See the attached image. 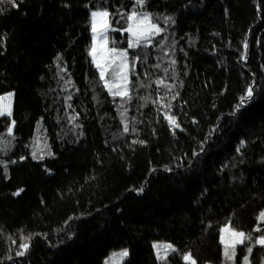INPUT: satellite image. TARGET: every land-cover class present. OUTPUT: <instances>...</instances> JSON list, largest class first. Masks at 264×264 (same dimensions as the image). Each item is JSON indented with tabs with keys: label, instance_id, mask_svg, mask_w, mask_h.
Listing matches in <instances>:
<instances>
[{
	"label": "trees",
	"instance_id": "obj_1",
	"mask_svg": "<svg viewBox=\"0 0 264 264\" xmlns=\"http://www.w3.org/2000/svg\"><path fill=\"white\" fill-rule=\"evenodd\" d=\"M15 4L0 0V95L13 92L12 115L0 116V264H104L122 248V264H165L158 242L177 249L167 264H185L187 252L198 264H233L219 238L229 221L253 235L234 264L247 247L261 264L264 0H146L141 10L166 31L130 50L140 60L123 101L89 56L90 20L107 8L112 26L126 27L119 14L134 0ZM127 38L110 33L120 47ZM249 85L252 100L233 114ZM38 147L52 155L34 159ZM23 237L30 247L17 256Z\"/></svg>",
	"mask_w": 264,
	"mask_h": 264
},
{
	"label": "snow or ice",
	"instance_id": "obj_2",
	"mask_svg": "<svg viewBox=\"0 0 264 264\" xmlns=\"http://www.w3.org/2000/svg\"><path fill=\"white\" fill-rule=\"evenodd\" d=\"M13 6H16L15 0H10ZM146 0H134V5L131 11L127 13H120L121 20L126 22V27L120 29L114 28L113 25V14L110 13L107 8H97L96 11L91 12V33H92V44L89 49V56L92 58V62L99 71V79L103 84V87L107 89L108 93L112 97H120L121 100H131V90L133 84L131 81V76L135 75L136 62L140 60L138 55L132 54L130 56V50L147 47L152 43V38L158 36L160 33L166 31L162 28L159 23L155 22L152 14L142 11ZM171 17H167L164 23L167 24L171 21ZM120 23V21H116ZM122 31L128 33V38L126 41L127 47H120L117 45L114 39H110V33ZM247 47V44H245ZM175 64V61H172ZM158 67V66H157ZM167 72V69H165ZM67 84H71V81H67ZM157 84H164L163 80H157ZM167 87V85H166ZM178 95V93H177ZM254 89L249 85L245 92L238 97V102L234 106V112H238L240 109L244 108L253 98ZM12 97L13 93H8L6 95H0V116H11L12 115ZM71 100L72 97L67 98ZM175 99V96L172 97ZM160 103H163V97H161ZM71 107V105H69ZM172 105L170 103L164 104L165 109H171ZM122 117L125 113H121ZM71 119L75 120L76 117L73 116ZM164 119H166L169 125L173 128V134H175V129L180 128V124L174 115H171L168 111L164 113ZM15 126V120H12L11 126L7 127L8 136H12L13 128ZM134 130V129H133ZM182 130V129H181ZM128 124L124 125V132H128ZM143 143V141H139ZM245 145V141H241L240 146L237 148L239 152L241 148ZM47 148V145H44ZM37 151L40 154H37ZM37 151L32 152L34 159H43L44 155H52L51 151L44 152L43 149L37 148ZM203 151V149H201ZM196 155L197 153H193ZM23 159V157H21ZM3 163V161H0ZM20 189L14 195H19ZM140 192L143 191V187L139 189ZM258 219L264 222V211H261L258 215ZM257 232L261 229L259 226L256 228ZM220 242L223 245V254L226 261H233L236 259L237 246L245 245L253 241V235L251 232L245 233L233 227L231 221L226 223L220 228ZM30 237H23V241L20 243V251H17V256H23L30 247L29 244ZM13 243H16L13 241ZM255 244L264 246V234L259 235L255 239ZM154 249H156L157 258L164 261L167 264V260L171 254L177 252V249L173 244L170 243H155L153 244ZM252 247H247L248 255L243 258V264H250L249 255L252 253ZM129 256L128 249H121L118 252H113L105 260L104 264H121ZM182 259L185 264H198L197 260L194 258L191 252L184 253Z\"/></svg>",
	"mask_w": 264,
	"mask_h": 264
},
{
	"label": "rangeland",
	"instance_id": "obj_3",
	"mask_svg": "<svg viewBox=\"0 0 264 264\" xmlns=\"http://www.w3.org/2000/svg\"><path fill=\"white\" fill-rule=\"evenodd\" d=\"M8 93H13V92H7V93H5V94H3V95H6V94H8ZM11 103H13V97H12V101H11ZM164 243H166V242H164ZM122 249H125V248H122ZM121 249H117V250H113V251H111L107 256H106V258H105V260L111 255V253H113V252H118V251H120ZM156 250V249H155ZM245 255H248V253H246ZM244 255V256H245ZM244 256L242 257V259H241V262L239 263V264H243V258H244ZM249 261H250V264H251V257H250V255H249ZM105 262V261H104ZM123 263V261L121 262V264ZM261 264H264V259H263V262L261 263Z\"/></svg>",
	"mask_w": 264,
	"mask_h": 264
}]
</instances>
